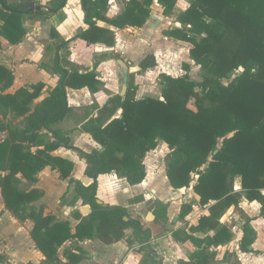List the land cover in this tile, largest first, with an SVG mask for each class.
I'll use <instances>...</instances> for the list:
<instances>
[{
    "label": "trees",
    "instance_id": "trees-1",
    "mask_svg": "<svg viewBox=\"0 0 264 264\" xmlns=\"http://www.w3.org/2000/svg\"><path fill=\"white\" fill-rule=\"evenodd\" d=\"M67 1L50 0L34 15L56 14ZM81 1L89 28L69 40L51 30L50 38L56 48L52 65L41 62L38 66L50 69L60 78L58 86L37 107L33 105L44 85L32 86V92L21 88L6 93L15 77L0 64L1 118H23L20 126L9 129V137L0 141V191L7 210L21 222L30 221V234L37 249L53 264H59V248L75 239L93 238L95 226L99 240L108 245L122 241L127 230H133L144 241L151 232L144 230L131 210L99 203L96 180L100 175L115 174L131 186L143 183L147 176L144 160L162 141L169 148L165 166L171 187L192 188L200 198L198 205L209 207V215L203 216L197 227H190V234L184 229L173 233L183 244L198 248L192 251L188 262L180 264H213L217 249L235 240L233 227L220 221L232 208L240 209L244 201L258 202L259 215L244 221L238 251H227L224 262H230L237 252L263 255L254 249L258 235L251 223L257 218L264 220V0H189L190 6L176 20L179 27L169 28L164 35L191 45L190 59L205 72L202 81L191 80L190 66L184 64L186 73L182 76L159 75L161 98L137 100L134 75H129L125 97L111 98L101 109V115L82 128L101 146L100 151L91 153L71 146L68 136L55 126L70 111L67 88L98 91L101 82L96 70L107 54L95 57L93 71L81 73L60 53L78 39L89 45L113 48L115 31L99 26V22L115 29H141L150 19L155 2L169 17L179 0H123L125 11L113 19L104 15L111 0ZM27 14L33 12L20 4L0 0V41L21 43L26 36L23 17ZM139 67L142 71L156 68V58L148 56ZM225 80L230 82L226 85ZM119 110L121 115L112 119ZM0 130H5L2 124ZM44 133L51 134L54 142L47 141ZM59 147L72 149L85 160L92 184L86 186L70 178L73 164L51 155ZM47 167L58 171L61 180L70 179L71 184H76L72 205L80 202L81 206L91 208L87 217L79 210L73 213L80 221L74 233L69 222H56L54 216L45 214L44 206L35 205L43 195L39 189L21 188L23 180L33 186L38 174ZM238 176L242 192L234 191ZM167 209L164 204L157 208L165 222ZM192 209L191 203L183 205L181 217ZM195 233H204L206 237L195 238ZM65 254L71 264L83 259L68 251ZM149 257V263L155 264L150 253ZM0 264L11 263L0 254Z\"/></svg>",
    "mask_w": 264,
    "mask_h": 264
},
{
    "label": "crops",
    "instance_id": "crops-1",
    "mask_svg": "<svg viewBox=\"0 0 264 264\" xmlns=\"http://www.w3.org/2000/svg\"><path fill=\"white\" fill-rule=\"evenodd\" d=\"M9 2L20 5L33 3L44 9L50 0H9ZM124 11L125 4L123 0H111L110 6L104 15L109 19H113ZM34 13L23 17V27L26 30V36L21 43L12 45L5 39L0 41L2 46L0 64L11 70L15 77L13 86L6 93H14L21 88L32 92V86L44 85L41 96L35 101L33 108L37 107L59 83V75L53 73L50 69H43L38 66L41 62L52 65L56 48L50 38L51 30L55 29L64 40H69L75 37L80 30L89 28L85 22V12L81 0H68L61 11L49 16L37 17ZM147 24L141 29L131 27L115 29L99 22V26L115 31V47L107 48L100 44L89 45L85 41L78 39L69 45L67 51L60 53V55H66L71 63L78 66L81 73L93 71L95 57L99 54H107L96 70L97 79L101 82L96 93H92L88 88L82 90L67 88V100L70 111L67 117L57 124L55 128L63 131L68 136L71 146L87 153L101 150V146L93 140L91 135L85 133L82 128L92 118H97L101 115V109L111 98L117 95L121 96L120 87L123 86L124 79L120 70L121 66L117 62L118 58H123L126 61L130 60L131 63L128 62V64L134 63L136 66L134 72L129 75H134V83L137 87V100L147 97L157 98V93L162 92L161 86L158 85L160 79L158 86L153 85L151 81L152 69L142 71L139 67L141 62L148 56L156 58L157 65L167 72L165 74L177 77L178 74L172 75V72L175 71L170 65H173L170 62L171 56L176 55L178 60L180 57L183 59L184 56L180 55L177 52L178 50H176V53L171 51L175 50V47L173 49L169 48L170 53L164 50L166 55H170V57L166 56L167 58L163 61L162 59L158 60L155 55H151V51L141 48L142 41L138 36L142 34V30ZM167 38L171 41H176L178 47L185 45L173 38ZM166 44L171 45L169 41H166ZM186 64L191 68V64ZM138 84L145 85L139 87ZM121 113L122 110H119L112 119L118 118ZM0 119V124L5 128L3 131L0 130V141L7 139L9 137V129L19 127L23 120V118L17 119L15 122L16 126L9 128V126L5 125L7 119L4 120L1 115ZM44 134L47 141L54 142L51 134ZM33 151H36V148ZM168 153L167 144L160 141L157 149L150 152L144 160L147 176L144 182L139 185L131 186L125 179L115 174L100 175L96 180L98 183V200L104 206H120L131 210L133 217L139 220L144 230H150L151 236L142 241L133 230H127L126 236L122 241L108 245L99 240L95 226L93 238L82 241L75 239L59 248V264H71L65 254L67 251L83 257L77 264H150L149 253L153 263L156 262L155 264H180L182 261L188 262L190 260L192 251H196L198 248L183 244L173 236V233L184 229L190 234L189 228L197 227L199 220L203 216L209 215V207L198 205L200 198L192 188L175 190L171 187L166 175L165 163L163 168L161 166V162L164 161L162 158L167 156ZM51 155L73 164L71 179L81 184H83L85 178L90 179L86 174L87 164L85 160L81 159L74 150L59 147ZM69 180H61L58 171L47 167L38 174L37 182L33 186L24 180L21 186L26 187L23 188L24 190L39 189L43 195L41 200L35 205L38 207L44 206L45 214L54 216L56 222H69L74 233L80 221L73 217V213L79 210L83 217H87L91 213V208L89 206H81L80 202L72 205L75 198L76 184H71ZM92 183L93 180L90 179L89 185ZM234 191L242 192L241 178L239 176L235 180ZM63 196H65L64 199ZM139 198L143 199L136 202ZM188 203L193 204V209L189 214L181 217V208ZM159 204L168 206L166 222L163 219L164 216L157 212ZM240 207L252 208L253 210L251 211H255L256 216L259 215L260 205L258 202L248 203L244 201ZM86 208H89V211L85 210ZM233 209L235 208L231 210ZM150 213L154 216L153 220L148 219ZM227 213L220 222L233 227L235 240L230 245L217 249V257L213 264H263L264 262L261 261L264 259V254H241L238 252L230 262H224V256L227 251H238L239 242L243 236L241 226L244 223L240 222V226L239 222L237 224L229 223L227 221L228 218H226ZM251 218H255V216ZM229 219L232 221L233 217H229ZM26 222L27 224L24 226H28V228L22 225ZM26 222L19 221L7 210L0 191V251L5 249L4 253L6 254L0 253L5 255L6 261L11 264H53L37 249L30 234L32 224L30 221ZM251 225L258 235L254 249L264 253V220L257 218L252 221ZM211 234L209 233V235ZM193 236L203 239L206 234L195 233Z\"/></svg>",
    "mask_w": 264,
    "mask_h": 264
},
{
    "label": "rangeland",
    "instance_id": "rangeland-1",
    "mask_svg": "<svg viewBox=\"0 0 264 264\" xmlns=\"http://www.w3.org/2000/svg\"><path fill=\"white\" fill-rule=\"evenodd\" d=\"M189 6H190L189 0H179L173 15H171L169 17H165L163 15V13H162V8L160 7V5L157 2H155V4L152 7V17L150 18V20H149L147 26L144 28V30H142V34L140 36H138V37L142 41L141 42L142 43V47L141 48L142 49L145 48V49L151 51V53H152L151 55H155L158 60L162 59V61H163V60H165V58H167L166 56L170 57V55H166L165 52H168L169 48L173 49L175 47L176 49L175 50L173 49L171 51H174V53H176V50H178L177 52L180 55L184 56V58L182 59V57H180L179 60H178V57L176 55H173V57L171 56V61L170 62L173 63V65L172 64H170V65L173 67V69L175 71V72H172V75L173 74H178L177 77L184 75L186 72H185V70L183 68V65L186 64V63H189V64H191V68L188 71L190 79L193 80V81H196V82H201L202 81V75L205 74V72H203L201 70V68L198 67L190 59L189 50L191 48V45H189L187 43H184L185 45H183L181 47H178V44L176 43V41L169 40L163 34L164 31L169 29V27H173V26L174 27H179V24L177 23L176 20H177L179 14L181 12H184ZM131 35L134 36L133 34H131ZM166 41H169L171 43V45L166 44ZM164 50H165V52H164ZM169 53H170V51H169ZM120 59L123 62H125L126 65L128 66V69L125 70L121 66V64H119L121 66L120 70L122 72L121 74L123 75V79H124L123 80L124 82L122 84L123 86L120 87V90L122 91L123 88H124L126 79L129 78V74L130 73L134 72L136 66H135L134 63L128 64V62L131 63L130 60L126 61L123 58H120ZM176 61H177V63H176ZM156 68L157 69H152L151 70V71H153V73L151 75L152 76L151 77V81H152L153 85L161 86V91H162V85L159 83V75L161 73H167V72H165L159 65H157ZM234 77H235V75L232 76V79ZM223 82H224V84L227 85L230 81L225 80ZM144 85L145 84H138L139 87H143ZM153 88H155V87H153ZM158 90H159V88H158ZM156 97L157 98H161V92H158ZM191 106L195 108L193 103H191ZM16 121H17V119H15L13 117H10L9 119H7L5 121V125L9 126V128L12 127V126L14 127V126H16V123H15ZM162 160H164V161L161 162V166L163 168V165L166 162V156L163 157ZM21 188L23 189V188H26V187L25 186H21ZM251 210H253V209L252 208L248 209L246 207L245 208L240 207V209L239 208H235V209H233V210H231L230 212L227 213V215H226V218H228L227 221L229 223L232 222L234 224H237V222H239V226H240V224H241L240 222H244V221H246L247 219H249L251 217H254V216L257 217L258 216V215L256 216L255 211H251ZM229 217H233L232 221L229 219ZM25 224H27V222L22 224V225L24 226ZM239 226H238V228H239ZM24 227L28 228V226H24ZM4 251H5V249H4ZM4 251H0V252L2 254H6V253H4ZM3 256L5 258V255H3ZM7 260H8V258H7ZM261 262H264V259Z\"/></svg>",
    "mask_w": 264,
    "mask_h": 264
},
{
    "label": "water",
    "instance_id": "water-1",
    "mask_svg": "<svg viewBox=\"0 0 264 264\" xmlns=\"http://www.w3.org/2000/svg\"><path fill=\"white\" fill-rule=\"evenodd\" d=\"M21 5H22V7H24V8H28V9H30L31 12H38V11H40V10L42 9L40 6H36V5L33 4V3H23V4H21ZM117 62H118L119 64H121V66H122L125 70L128 69V66L126 65V63L123 62L120 58L117 59ZM126 82H127V79H126V81H125V85H124V88H123L122 93H121V96H123V97L126 95V92H127V83H126ZM215 153H217V151H216ZM89 181H90V179L85 178L84 181H83V185L88 186V185H89ZM99 203H101V202L99 201ZM85 210H88V211H89V208H86ZM149 218H150V219H149ZM148 219H149V220H153V219H154L153 214L150 213ZM147 243H148V241H147Z\"/></svg>",
    "mask_w": 264,
    "mask_h": 264
}]
</instances>
